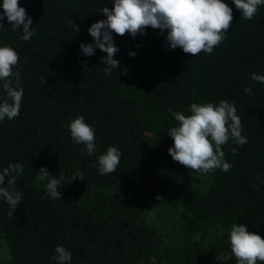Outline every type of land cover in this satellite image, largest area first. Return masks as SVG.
I'll return each mask as SVG.
<instances>
[{"label":"trees","instance_id":"16d2710c","mask_svg":"<svg viewBox=\"0 0 264 264\" xmlns=\"http://www.w3.org/2000/svg\"><path fill=\"white\" fill-rule=\"evenodd\" d=\"M224 2L234 19L211 54L168 48L167 32L151 27L135 38L113 33L121 63L109 75L101 61L107 54L84 56L80 44L94 41L88 29L106 19L100 9L114 0H20L35 28L30 41L5 17L0 46L19 54L14 71L24 96L19 116L0 121V172L11 163L24 168L13 217L0 198V249L10 254L0 264H57L61 245L70 264H152V257L155 264H237L233 224L264 238V83L251 79L264 75V5L246 20L233 0ZM221 100L235 102L248 139L222 146L229 171L200 174L174 161L167 131L178 122L169 109L188 115L192 103ZM80 115L95 129V155H82L84 145L65 127ZM109 146L122 152L120 163L100 175L97 157ZM42 166L63 175V199L47 194V179L37 180ZM77 173L84 179L72 180Z\"/></svg>","mask_w":264,"mask_h":264},{"label":"clouds","instance_id":"9594fccd","mask_svg":"<svg viewBox=\"0 0 264 264\" xmlns=\"http://www.w3.org/2000/svg\"><path fill=\"white\" fill-rule=\"evenodd\" d=\"M233 3L240 10L243 19L251 20L257 14L259 6L264 5V0H233ZM113 5L112 8L102 7L100 11L106 19L98 20L88 29L94 41L80 44L84 56H93L96 49L107 54L101 57L105 75L117 70L121 63L116 58L120 49L115 44L113 33L119 36L130 34L135 38L138 34H146L149 27L159 29L161 35L166 31V47L173 50L179 47L184 53L195 57L201 52L211 54L214 47L226 38L234 19L233 9L224 0H114ZM2 8L4 11L0 13V28L5 27L3 21L6 17L12 25L11 30L18 31L22 25L21 39L30 41L35 35V28L32 27V17L20 6V0H3ZM72 28L74 32L79 31V25L73 22ZM129 55L134 57L136 53L129 52ZM18 63L17 51L8 45L0 46V89L4 93L0 96V121L5 118L13 120L20 114L24 89L21 87L20 71H14ZM81 63L84 69L87 68L86 60ZM128 71L124 67L123 74L127 75ZM251 79L264 83V75L253 73ZM42 82L46 84V78ZM245 93L250 95L251 87L246 88ZM188 111L190 114L186 115L184 111L169 109L178 122L167 131L174 142L168 149L173 160L200 174H208L216 169L229 171L232 165L226 161L222 146L229 140L240 146L248 142L247 137L242 135V120L237 115L235 102L221 100L219 104L192 103ZM65 127L69 129L76 144L84 145L82 155H95V129L85 122L83 115L71 120ZM232 152L236 154L235 149ZM121 156L122 152L115 146H109L105 153L99 155L97 159L100 175L115 172ZM23 168L22 163H11L0 172V198L9 206L10 218L22 202V193L16 189L15 184L18 175L23 173ZM36 178L39 181L48 180L46 192L51 198L63 199L60 190L62 174L57 179L49 173L47 167L42 166L36 173ZM77 178L83 180V173H77L72 180ZM162 198L159 195L156 197L158 200ZM229 239L237 264L264 262V238L250 232L245 224H233ZM55 253L52 259L57 264H70L72 253L64 246H57ZM151 259L152 264H155L156 258Z\"/></svg>","mask_w":264,"mask_h":264},{"label":"rangeland","instance_id":"374dc122","mask_svg":"<svg viewBox=\"0 0 264 264\" xmlns=\"http://www.w3.org/2000/svg\"><path fill=\"white\" fill-rule=\"evenodd\" d=\"M7 250L8 248L6 246L0 249V262L10 258V254Z\"/></svg>","mask_w":264,"mask_h":264}]
</instances>
